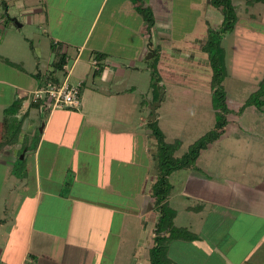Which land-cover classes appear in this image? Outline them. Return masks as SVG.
Listing matches in <instances>:
<instances>
[{
  "label": "crops",
  "instance_id": "0c3cea01",
  "mask_svg": "<svg viewBox=\"0 0 264 264\" xmlns=\"http://www.w3.org/2000/svg\"><path fill=\"white\" fill-rule=\"evenodd\" d=\"M203 1L188 7L182 0H142L153 18L147 29L132 0H101L87 31L76 41L79 28L68 24L64 34L53 24L48 8L53 3L45 0L29 10L36 19L44 15V32L51 45L58 46L52 50L58 58L66 56L61 70L64 81L69 83L81 61L77 77L86 75L88 63L94 73L100 68L97 79L101 85L83 90L81 82L77 108L47 109L33 104L31 95L49 81L62 83L54 69L56 61L47 60L41 75L36 72L39 61L25 70L22 62L15 64L0 54V123L14 103L19 109L13 118L20 123L16 140L0 152V264H149L142 253L148 254L152 246L151 231L157 218L150 195L156 176L147 171V165L156 164L155 139L150 130L138 129L144 123L131 122L134 107L124 105L134 99V82L121 86L117 81L114 91L103 87L124 78L125 63L134 69L135 62L150 52L158 56L160 71L167 62L188 58V50L183 49L189 42L193 47L203 43V32L192 41L179 34L178 41L173 36L172 17L177 6L199 10ZM241 5L232 0L238 20L228 33L234 36L229 48L235 60L230 67L247 75L249 68H264L259 64L264 60V4L249 5L245 0L243 10ZM9 11L6 7L0 12V33L6 18L17 19V12ZM86 11H78L79 19ZM204 16L213 25L221 24L222 16L214 8L204 7ZM98 22V31L93 33ZM235 38L242 39L241 49L236 48ZM95 54L103 56L97 60ZM72 57L74 66L67 70ZM102 105L110 109L102 110ZM223 182L224 195L200 199L203 204L195 212L185 206L184 210L193 213L185 228L196 238L169 244L167 255L173 263L264 264V175L250 179L249 185L229 179ZM243 187L260 193L255 196L259 202L245 204L246 208L233 202L236 192L246 198ZM193 195L199 202V194ZM185 204L169 206L175 211L174 225Z\"/></svg>",
  "mask_w": 264,
  "mask_h": 264
},
{
  "label": "rangeland",
  "instance_id": "374dc122",
  "mask_svg": "<svg viewBox=\"0 0 264 264\" xmlns=\"http://www.w3.org/2000/svg\"><path fill=\"white\" fill-rule=\"evenodd\" d=\"M43 1L45 0H0L1 13L5 11L6 7L10 9L9 14H11L10 12H17L15 21L12 20L13 22H11L6 18L5 23L1 25L3 31L0 33V54L5 55L14 61L15 64L22 62V67L25 70L31 68L32 62L39 61V67L36 72L41 75L45 72L47 60L57 62L59 59L57 52L52 50L50 39L44 32V15L36 19V14L29 11L32 7L42 4ZM46 1L53 3L48 8L53 24L57 27L59 33L65 34L67 31L65 28L68 24H73L75 29L79 28L76 29L78 33L74 41L82 39L101 3V0ZM175 1L177 2L178 0ZM194 1L199 2L200 0H182V2L188 3V7ZM235 1L242 4V10L246 7L244 5L245 0ZM202 4L199 10H190L189 8L184 10L179 6L175 8L172 17V32L175 39L179 41V34H183L187 35V40L192 41L195 39V35L203 32L204 43L207 29H218L219 26L213 25L204 16V7H213L207 0L203 1ZM41 6L44 7L45 5ZM81 8L87 10L83 19H79L82 18L79 17L78 13ZM71 19H74V22ZM261 22H264V19H261ZM11 24H16L17 27L22 25V27L15 28ZM99 26L98 22L93 28V33L98 31ZM226 35L227 37L222 38L220 45L224 49V61L227 69V77L223 82V87L226 95V106L233 110V113L227 114L225 117L226 130L221 133L218 139L200 152L196 159L194 170H179L168 177V182L173 186L169 194V206L172 208L180 205V203H186L181 208L182 213L179 214L175 225L173 223L176 228L187 229L185 227L189 225L188 218L193 214L191 212H195L198 208L197 206L203 204L200 199H217L219 196L224 195V190L222 189H224L225 183L223 181L228 179L242 183L246 181V184L249 185L251 184L249 183L250 179H257L264 175V68L262 71L261 69L252 71L249 68L250 73L248 71L247 75L244 74L242 69L231 68L230 61L235 60V55H231V47L229 48V45L233 42L234 36L233 33ZM241 41V38H235L236 48L244 45ZM203 43L200 44L198 42L193 47L189 42V45L185 47L186 49H183L188 50V58L182 57L180 60L176 58L177 61L173 62L174 64L167 62L166 69L161 71L156 66V63H158V56L156 55L148 56V54L145 57H141L140 61L135 62L134 69L129 68L127 63H125L126 67H122L125 70L124 78H115L112 86L107 85L105 87L104 85L103 87L114 91L115 87L118 86L115 84L117 81L120 82L121 86H129L134 82V85L137 86V90L131 94L134 99L124 103V105L128 104L129 108L134 107V112L130 116L131 122H135L136 126L139 123H144V127L138 128L142 132L145 129L152 132L154 127L158 128L163 134L166 143H173L178 140L180 146L174 153L175 158L182 157L193 143L214 129L216 123L209 89L210 68L207 56L201 53ZM106 46L110 45L106 44ZM110 48L109 50L116 52L114 47ZM73 58L67 62V70L74 66ZM259 64L264 66V60H259ZM85 65L86 75L83 74L80 77H77V70L83 65L81 61L75 65V72L68 79L69 83H80V90L81 82L83 83V90L90 87L93 89L98 88L101 84H99L97 74L95 76L93 69L88 63ZM152 70L159 80L156 86L151 84ZM58 78L60 82L65 80V74L61 70ZM250 78L254 82L249 83ZM170 80L178 82L176 84V81L171 82ZM259 91L263 92L256 96L254 101L261 105L257 106L258 103H253L239 111L246 100ZM81 95H79V98ZM156 103L157 107L153 112L156 119L150 121L151 107ZM100 109L109 110L110 108L102 105ZM140 117L142 122L139 121ZM155 163V167L151 163L147 165V171L157 176V160ZM154 182L151 184L150 189H152ZM184 183L186 184L185 193L182 192ZM213 189L216 192H211ZM193 193L199 194V197L201 196L196 198L199 202L192 199L196 197ZM242 195H245V201L243 197H238V192L232 196V201L238 206L246 208L245 204L249 206L253 201L259 202L255 196L261 194L243 187ZM186 205L192 208L190 209L192 210L191 212H188V209L184 210ZM142 254L148 256L147 253Z\"/></svg>",
  "mask_w": 264,
  "mask_h": 264
},
{
  "label": "trees",
  "instance_id": "16d2710c",
  "mask_svg": "<svg viewBox=\"0 0 264 264\" xmlns=\"http://www.w3.org/2000/svg\"><path fill=\"white\" fill-rule=\"evenodd\" d=\"M136 11H138L145 21L148 28L153 24L151 11L143 6L142 0H132ZM210 5L216 9L222 16L221 24L218 29H207L206 39L201 47V53L207 56L210 76L209 89L211 95L212 107L215 112L216 123L214 129L206 133L203 137L193 143L187 152L180 158H175L174 153L180 146L178 140L173 143H166L164 136L158 128L152 129V135L156 141V160L158 173L156 181L151 189V199L153 209L157 214L156 221L152 228V246L149 249L148 261L149 264H175L167 258V249L169 244L174 240L190 241L196 237L186 229L176 228L173 225L175 211L167 204V198L171 192V184L168 182V177L173 172L179 170H194L195 162L201 151L214 142L223 133L226 126V115L230 113L226 106V95L223 87V82L227 77V69L224 61V49L220 46L222 38L231 32L237 22V15L232 6V0H209ZM256 3L264 4V0H248L249 5ZM52 49L56 50L58 46L51 45ZM103 55L95 54V58L101 59ZM66 56L61 54L59 59L54 64L56 71L62 70ZM100 68L94 73L99 74ZM159 80L155 72H151V84L156 86ZM154 83V84H153ZM263 91L257 92L258 95H251L246 100L239 111H242L247 106L256 104L254 101L256 96H259ZM256 100V99H255ZM261 105L260 103L257 106ZM19 109V104L14 103L4 112L3 120L0 123V152L3 148L16 140L19 133L20 123L13 117Z\"/></svg>",
  "mask_w": 264,
  "mask_h": 264
},
{
  "label": "built area",
  "instance_id": "2783aa9c",
  "mask_svg": "<svg viewBox=\"0 0 264 264\" xmlns=\"http://www.w3.org/2000/svg\"><path fill=\"white\" fill-rule=\"evenodd\" d=\"M96 66V62H93ZM80 92V83L69 84L49 81L42 88L31 95L33 104H42L47 109L77 108Z\"/></svg>",
  "mask_w": 264,
  "mask_h": 264
},
{
  "label": "water",
  "instance_id": "95a60500",
  "mask_svg": "<svg viewBox=\"0 0 264 264\" xmlns=\"http://www.w3.org/2000/svg\"><path fill=\"white\" fill-rule=\"evenodd\" d=\"M13 21H15V20H13ZM151 55H153V53L150 52L148 56H151ZM155 106H157V103H156L153 107H151V112H152V114H151V119H152V120H154L153 112H154V107H155Z\"/></svg>",
  "mask_w": 264,
  "mask_h": 264
}]
</instances>
